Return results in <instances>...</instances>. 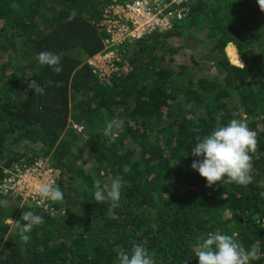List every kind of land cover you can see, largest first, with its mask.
I'll list each match as a JSON object with an SVG mask.
<instances>
[{
	"label": "trees",
	"instance_id": "trees-1",
	"mask_svg": "<svg viewBox=\"0 0 264 264\" xmlns=\"http://www.w3.org/2000/svg\"><path fill=\"white\" fill-rule=\"evenodd\" d=\"M109 3L0 0V184L16 164L49 158L63 192L42 206L0 195V264H120L134 244L157 264H198L194 249L214 231L264 249V0H192V24L125 42L117 64L129 70L103 78L88 59L105 48ZM197 18L203 28L193 29ZM195 32L207 49L177 61L176 43ZM41 51L60 54L62 71L41 65ZM233 118L256 134L253 181L208 186L190 147ZM117 177L119 202H97L96 182ZM28 210L42 222L25 241Z\"/></svg>",
	"mask_w": 264,
	"mask_h": 264
},
{
	"label": "clouds",
	"instance_id": "clouds-1",
	"mask_svg": "<svg viewBox=\"0 0 264 264\" xmlns=\"http://www.w3.org/2000/svg\"><path fill=\"white\" fill-rule=\"evenodd\" d=\"M260 3V0H259ZM261 5V3H260ZM264 9V6L261 5ZM37 61L41 65L52 68L56 73L62 71L60 65L61 55L50 51H41L37 54ZM28 82L29 89L35 93L43 94L36 79ZM51 83V82H49ZM120 122L109 121L105 128V134L112 139V130L119 128ZM257 147L256 134L243 119L233 118L227 123L217 121L215 127L202 137H196L190 151L193 157L191 168L197 171L201 177L206 178L208 186L220 181L246 186L253 181L250 174L252 168L251 153ZM123 182L120 178L112 179L110 185H102L96 182L94 199L97 202L110 201L113 204L119 202ZM43 197L53 201L63 199V192L54 184H43L39 188ZM22 239L27 241L29 233L34 226L42 222V218L33 211H24L21 216ZM120 264H157L154 252L142 244H134L130 253L118 252ZM194 257L198 258V264H250L251 261L264 257V249L259 243H254L250 248H245L234 235L220 231L209 232L206 237L200 239L194 249ZM183 264H188L185 260Z\"/></svg>",
	"mask_w": 264,
	"mask_h": 264
},
{
	"label": "built area",
	"instance_id": "built-area-1",
	"mask_svg": "<svg viewBox=\"0 0 264 264\" xmlns=\"http://www.w3.org/2000/svg\"><path fill=\"white\" fill-rule=\"evenodd\" d=\"M191 1L110 0L100 22L101 29L107 34L104 40L105 48L89 58V64L103 78L109 77L116 71L114 68L118 66L117 62L122 60L119 49L122 44L154 32L171 30L177 22L187 18ZM109 68L111 71L108 73ZM73 127L82 129L76 124H73ZM59 174L60 171L53 166L49 158H40L33 164L18 163L6 171L0 184V195L42 206L50 199L40 194V186L55 184Z\"/></svg>",
	"mask_w": 264,
	"mask_h": 264
},
{
	"label": "rangeland",
	"instance_id": "rangeland-1",
	"mask_svg": "<svg viewBox=\"0 0 264 264\" xmlns=\"http://www.w3.org/2000/svg\"><path fill=\"white\" fill-rule=\"evenodd\" d=\"M196 21L197 22H194L195 26L193 27V29H195L197 27L198 28H203V27H201L202 26V21L200 20V18H197ZM190 24H192V18L184 20L182 22H179L177 27L180 28V30H182L183 28H187ZM196 33H197V35H195V36L193 34L184 36L183 38L179 39L178 43H176V45L181 46V49L179 50V52L177 54V61H181V60H183V58H185L187 60V62H190L191 59L189 57H191V52L195 53V54H199L200 52L203 53V51L206 48L203 45V43H202V41L204 39V34L203 33L199 34L200 32H195V34ZM227 54H228V52H227ZM228 57H229L230 61L232 62V60H231L229 55H228ZM233 64H235V63H233ZM235 65H237V64H235ZM118 66L114 68L116 71L118 69ZM199 66H201L204 69H208L212 65L209 62L201 61ZM237 66H241L242 67L243 66V61H242L241 65H237ZM121 69L129 70L128 64L126 63L123 67L119 66L118 70H121ZM107 71L109 73L111 71L110 68ZM77 130H78V132L79 131L81 132V130H79V129H77ZM85 157H86V155L83 158H85ZM24 203L25 202H21L20 201V204H24ZM8 220H9V222H8ZM8 220H7V223H9L10 225L14 226L15 221H16V217L15 218H9Z\"/></svg>",
	"mask_w": 264,
	"mask_h": 264
},
{
	"label": "water",
	"instance_id": "water-1",
	"mask_svg": "<svg viewBox=\"0 0 264 264\" xmlns=\"http://www.w3.org/2000/svg\"><path fill=\"white\" fill-rule=\"evenodd\" d=\"M229 47V46H228Z\"/></svg>",
	"mask_w": 264,
	"mask_h": 264
}]
</instances>
